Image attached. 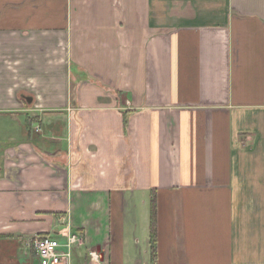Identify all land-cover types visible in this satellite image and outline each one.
Listing matches in <instances>:
<instances>
[{"label": "crops", "instance_id": "0c3cea01", "mask_svg": "<svg viewBox=\"0 0 264 264\" xmlns=\"http://www.w3.org/2000/svg\"><path fill=\"white\" fill-rule=\"evenodd\" d=\"M5 119L0 264H264V0H0Z\"/></svg>", "mask_w": 264, "mask_h": 264}, {"label": "built area", "instance_id": "2783aa9c", "mask_svg": "<svg viewBox=\"0 0 264 264\" xmlns=\"http://www.w3.org/2000/svg\"><path fill=\"white\" fill-rule=\"evenodd\" d=\"M84 244L85 238L81 233L66 235L64 241L52 236H37L33 241L38 264H71L74 250ZM90 257L92 263L101 264V254L98 250L90 251Z\"/></svg>", "mask_w": 264, "mask_h": 264}, {"label": "trees", "instance_id": "16d2710c", "mask_svg": "<svg viewBox=\"0 0 264 264\" xmlns=\"http://www.w3.org/2000/svg\"><path fill=\"white\" fill-rule=\"evenodd\" d=\"M127 122V121H126ZM157 200L153 195L151 199V216H150V247L151 258L155 262L157 259V242H158V217H157Z\"/></svg>", "mask_w": 264, "mask_h": 264}, {"label": "rangeland", "instance_id": "374dc122", "mask_svg": "<svg viewBox=\"0 0 264 264\" xmlns=\"http://www.w3.org/2000/svg\"><path fill=\"white\" fill-rule=\"evenodd\" d=\"M18 122L13 121L11 119L8 120H1L0 122V130H5L7 133L10 131V133H14L18 129Z\"/></svg>", "mask_w": 264, "mask_h": 264}]
</instances>
